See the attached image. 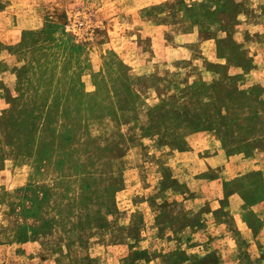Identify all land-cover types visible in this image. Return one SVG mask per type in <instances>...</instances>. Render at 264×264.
<instances>
[{
	"label": "rangeland",
	"instance_id": "374dc122",
	"mask_svg": "<svg viewBox=\"0 0 264 264\" xmlns=\"http://www.w3.org/2000/svg\"><path fill=\"white\" fill-rule=\"evenodd\" d=\"M0 264H264V0H0Z\"/></svg>",
	"mask_w": 264,
	"mask_h": 264
}]
</instances>
